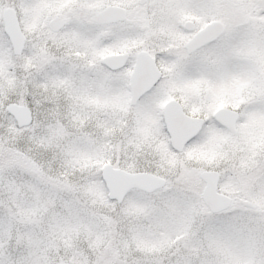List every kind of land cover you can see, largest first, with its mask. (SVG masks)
<instances>
[{
  "label": "snow or ice",
  "instance_id": "6c2138e0",
  "mask_svg": "<svg viewBox=\"0 0 264 264\" xmlns=\"http://www.w3.org/2000/svg\"><path fill=\"white\" fill-rule=\"evenodd\" d=\"M0 264H264V0H0Z\"/></svg>",
  "mask_w": 264,
  "mask_h": 264
}]
</instances>
